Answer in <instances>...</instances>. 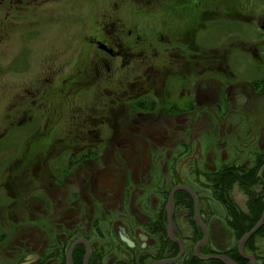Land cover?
I'll list each match as a JSON object with an SVG mask.
<instances>
[{
    "label": "flooded vegetation",
    "instance_id": "af4514ba",
    "mask_svg": "<svg viewBox=\"0 0 264 264\" xmlns=\"http://www.w3.org/2000/svg\"><path fill=\"white\" fill-rule=\"evenodd\" d=\"M114 4L91 36L57 27L71 0H0V264L220 261L198 245L262 264L264 226L244 254L235 235L264 204V81L231 61L264 64V0L232 21L236 48L199 39L212 13L142 23Z\"/></svg>",
    "mask_w": 264,
    "mask_h": 264
},
{
    "label": "rangeland",
    "instance_id": "374dc122",
    "mask_svg": "<svg viewBox=\"0 0 264 264\" xmlns=\"http://www.w3.org/2000/svg\"><path fill=\"white\" fill-rule=\"evenodd\" d=\"M231 3H227V0H71L74 5L73 17H67L63 12H56V24L61 28L66 21L72 22L83 21V27L80 32L84 35L94 36L98 34L97 21L100 19V9L105 8L109 10L110 4H120L118 12L114 13L120 18H134L142 23L155 20L158 24L164 20H179L180 18L193 16L199 14L200 11L203 14L208 13L209 16L212 13L213 17L205 18L207 20L212 19L210 25H206V28L199 35V39L209 45H214L218 42L220 48L225 46H240L245 41L242 25L238 23H232L237 15L242 13H250L255 23L260 20L262 9L258 5V0H231ZM114 4V5H115ZM207 4H213L211 9L208 10ZM134 5V6H131ZM123 6V7H122ZM196 13L194 12L195 9ZM111 12V11H110ZM196 17V16H195ZM198 18V16L196 17ZM187 19V18H186ZM160 21V22H159ZM215 22H219L221 27L214 26ZM227 22H230L233 26L234 33L232 35H225L222 32L224 29H228ZM253 23L251 27L257 29V25ZM179 28V24L177 26ZM250 30V29H249ZM242 31V32H241ZM258 33L251 29V34ZM220 40L216 36H219ZM93 38V37H92ZM76 42H81L80 46L83 49L88 47L86 41L80 34L76 33ZM234 60L231 61L234 70V79L240 82L252 83L258 80L264 81V64L255 61L252 57L249 58L247 53L242 50L234 53ZM248 57V58H247ZM252 59V60H251ZM63 60V59H59ZM61 62H66L64 59Z\"/></svg>",
    "mask_w": 264,
    "mask_h": 264
},
{
    "label": "water",
    "instance_id": "95a60500",
    "mask_svg": "<svg viewBox=\"0 0 264 264\" xmlns=\"http://www.w3.org/2000/svg\"><path fill=\"white\" fill-rule=\"evenodd\" d=\"M179 188H176L173 190L172 192V198L173 199V196L175 194V192L178 190ZM187 191L193 195L196 199V202H198V199L196 197V194L190 189V188H187ZM173 202V201H172ZM264 226V213H263V216L262 218L259 220V222L256 224V226L251 230L249 231L247 234H245L241 240H240V243H239V249H240V252L244 254V247L246 245V243L248 242V240L250 239V237L252 235H254L261 227ZM199 247L200 245H198L196 247V254L197 256L201 259V260H209V259H212V260H220L222 262H224L225 264H238L237 262H235L234 260H232L231 258H229L228 256L226 255H202L200 254L199 252ZM183 250V249H182ZM252 259V262H254V258H251ZM175 260L169 262V263H172L174 262ZM253 264V263H252Z\"/></svg>",
    "mask_w": 264,
    "mask_h": 264
},
{
    "label": "trees",
    "instance_id": "16d2710c",
    "mask_svg": "<svg viewBox=\"0 0 264 264\" xmlns=\"http://www.w3.org/2000/svg\"><path fill=\"white\" fill-rule=\"evenodd\" d=\"M231 2H232L231 0H227V3H231ZM196 19H199V17L196 18ZM203 20H204V23H206L207 25H210L209 23L213 21L212 19L207 20V19H205V18H203ZM203 26H204V24H203ZM214 26H215V27H221V24H220L219 22H215V23H214ZM262 180H264V177H263ZM246 194H247V193H246ZM249 195H251V193H249ZM252 203H253V201L251 200V202H250V205H251V206L253 205ZM245 211H247V209H246ZM263 211H264V204L262 205V207H261V209H260L258 215H257L256 217H254V218L249 219L250 223H249L248 226H245V227H243V228H241V229H240V228L238 229L237 234L235 235L236 246H237V242L241 239V237H242L243 235H245L246 233H248V232H249V231L255 226V224L259 221V219H260L261 214L263 213ZM263 231H264V227H263ZM260 236H261V238L264 239V234L260 235V234L256 233V234L251 238V240L249 241V245H250V247H251L252 250H253L254 247H255V246H254L255 240H256L258 237H260ZM231 256H232V255H231ZM261 259H262V264H264V257H262ZM192 260L197 261V259H196V257H195L194 255L192 256ZM216 263H217V264H223V263L220 262V261H216Z\"/></svg>",
    "mask_w": 264,
    "mask_h": 264
}]
</instances>
